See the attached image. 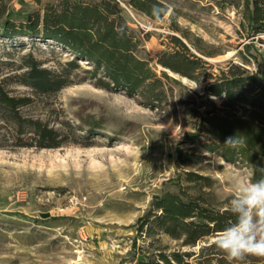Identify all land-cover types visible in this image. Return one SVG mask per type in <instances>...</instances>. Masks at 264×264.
<instances>
[{
  "label": "rangeland",
  "instance_id": "rangeland-1",
  "mask_svg": "<svg viewBox=\"0 0 264 264\" xmlns=\"http://www.w3.org/2000/svg\"><path fill=\"white\" fill-rule=\"evenodd\" d=\"M55 1L6 2L15 17H22L42 13ZM161 1L168 10L154 20L120 0L128 24L146 36L140 54L157 74L169 75L158 105L96 86L80 60L70 85L36 96L27 110L59 130L70 123L78 141L55 148H0V264H140L144 254L198 253L215 241L218 233L193 246L162 232L139 235L138 220L154 197L179 188L227 208L236 178L251 176L244 163L209 152L200 163L179 164L176 148L187 147L184 135L193 130L198 112L209 101L219 103L203 94L210 76L229 60L248 71L264 70V34L248 36L241 25L250 0ZM172 35L207 61L195 72L206 80L196 83L158 63L174 47ZM29 55L53 70L74 57L52 39L22 35L11 41L0 35V77L21 74ZM8 88L27 92L17 83ZM88 118L102 125L89 136ZM189 172L193 180H187Z\"/></svg>",
  "mask_w": 264,
  "mask_h": 264
},
{
  "label": "trees",
  "instance_id": "trees-1",
  "mask_svg": "<svg viewBox=\"0 0 264 264\" xmlns=\"http://www.w3.org/2000/svg\"><path fill=\"white\" fill-rule=\"evenodd\" d=\"M6 1L0 0L3 39L15 41L22 35L52 39L74 57L53 70L29 55L21 74L0 77V148H55L78 141L79 134L70 123L59 130L27 110L36 96L54 94L70 85L71 73L80 67V60L98 87L122 90L150 105H158L163 100L166 93L163 78L169 75L164 70L161 75L157 74L140 54L146 36L128 24L120 0H56L47 4L42 13L28 12L22 17H15ZM124 1L151 19H154V5L168 9L161 0ZM245 19L246 23L242 21L241 25L248 36L264 34V0H250ZM171 39L174 47L163 52L158 63L196 83L206 80L195 72L207 61L189 52L178 36L172 35ZM248 47L246 44L249 51ZM13 83L25 86L27 92L9 89ZM203 94L218 98L219 103L209 101L198 112L193 130L184 135L187 147L176 148L177 162L197 164L209 152L228 162L244 163L251 168L253 180L264 177V70L259 67L248 71L244 65L229 60L219 73L210 76ZM85 124L88 136L102 128L93 118H88ZM230 137L242 139L244 145L228 146L225 141ZM187 175H190L187 180L194 179L192 172ZM233 220L228 207L216 208L179 188L152 199L149 209L138 220L137 233L150 236L162 232L180 239L183 246H193L219 233ZM262 259L247 256L241 262H230L212 242L198 253L159 250L153 257L144 254L140 264H258Z\"/></svg>",
  "mask_w": 264,
  "mask_h": 264
},
{
  "label": "clouds",
  "instance_id": "clouds-1",
  "mask_svg": "<svg viewBox=\"0 0 264 264\" xmlns=\"http://www.w3.org/2000/svg\"><path fill=\"white\" fill-rule=\"evenodd\" d=\"M167 10V7L154 5L153 18L162 19ZM225 144L239 147L244 141L230 137ZM228 212L234 220L216 235L215 246L230 262H241L247 256L264 258V177L236 178Z\"/></svg>",
  "mask_w": 264,
  "mask_h": 264
}]
</instances>
